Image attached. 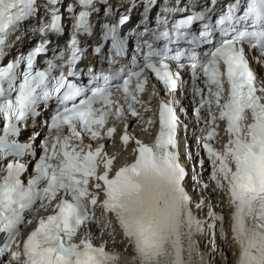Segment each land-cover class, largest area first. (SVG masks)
<instances>
[{"label":"snow or ice","instance_id":"obj_1","mask_svg":"<svg viewBox=\"0 0 264 264\" xmlns=\"http://www.w3.org/2000/svg\"><path fill=\"white\" fill-rule=\"evenodd\" d=\"M98 3L0 0V57L32 19L39 37L26 54L0 63V159L7 161L0 167V264H121L122 252L126 264H216L217 258L264 264V75L257 71L264 69V0H207L206 7L174 0L158 20L163 30L153 32L162 47L144 40L142 62L99 73L89 68L84 83L78 64L95 35L90 17ZM104 7L107 15L110 5ZM129 20L122 13L102 24L110 64L124 54L119 30ZM147 31L145 25L133 33ZM65 33V46L53 51V37ZM50 51L52 59L39 69L38 57ZM94 52L102 54L99 46ZM181 98L192 124L202 125L195 150L187 143L189 125L181 116L189 108ZM29 121V141L19 143ZM38 121L45 131L37 144ZM137 129L148 135L155 129L152 141ZM181 133L195 200L186 187ZM117 139L120 151L109 152ZM129 149L132 158L117 166ZM25 155L35 158L26 181L28 166L19 159ZM208 189L223 199L213 205L202 194ZM225 206L227 229L224 212L215 210ZM194 209H207L206 215ZM117 234L123 247L110 251ZM205 236L207 254L200 248Z\"/></svg>","mask_w":264,"mask_h":264},{"label":"bare ground","instance_id":"obj_2","mask_svg":"<svg viewBox=\"0 0 264 264\" xmlns=\"http://www.w3.org/2000/svg\"><path fill=\"white\" fill-rule=\"evenodd\" d=\"M182 152H183V153L185 152V147H183ZM126 154H128V152H126V153L124 154V156H125ZM206 193L208 194V196L211 195V201H212L213 205H215V204L217 203V200H218V199H221V200L223 199V194H221L220 197H217V194L214 193V192H212L211 189L206 190ZM205 210H206V212H207V209H205ZM215 210H216L217 212H221V211L224 212V214H225V216H226V224H225V227H226V229H227V227H228V218H229V215H230V209H228V208L225 206L223 209L217 207ZM194 213H195L196 215L200 216L201 218H203V217L206 215L205 212H203V213L196 212L195 209H194ZM203 238H204V237H203ZM116 239H117V244H114V245H113V248H114L115 250L122 249L123 245L119 246L120 244H119V235H118V234H117V236H116ZM199 239H200V248H201V249H202V248L204 249V248H205V243H203V242H204L207 238H205L202 242H201L202 237H200ZM216 243H217L218 245L223 246V245H222V241L220 240L219 233H217ZM202 246H203V247H202ZM205 249H206V251H205ZM205 249H204V253L207 254V253H208V248L206 247ZM235 251H236V247H235L234 244L232 245L231 249L227 250V255L229 256V259H230V260H234V259H235V256L233 255V253H234ZM122 253H123V252H122ZM124 254L127 255L126 253H124ZM127 259H128V256H125L124 258H121L122 261H127ZM197 261H198V260H197ZM197 261L195 262V264H197ZM199 264H200V262H199ZM216 264H221L220 258H217Z\"/></svg>","mask_w":264,"mask_h":264},{"label":"rangeland","instance_id":"obj_3","mask_svg":"<svg viewBox=\"0 0 264 264\" xmlns=\"http://www.w3.org/2000/svg\"><path fill=\"white\" fill-rule=\"evenodd\" d=\"M202 238H203V237H202ZM204 239H205V237H204ZM204 239H203V240H204ZM201 242H202V241H201ZM202 247H203V246H202ZM207 248H208V247H207ZM202 250L204 251V249H203V248H202ZM205 251H206V249H205Z\"/></svg>","mask_w":264,"mask_h":264}]
</instances>
